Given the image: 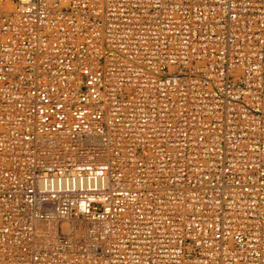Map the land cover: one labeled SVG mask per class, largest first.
Wrapping results in <instances>:
<instances>
[{"label":"built area","instance_id":"2783aa9c","mask_svg":"<svg viewBox=\"0 0 264 264\" xmlns=\"http://www.w3.org/2000/svg\"><path fill=\"white\" fill-rule=\"evenodd\" d=\"M0 264H264V0H0Z\"/></svg>","mask_w":264,"mask_h":264}]
</instances>
